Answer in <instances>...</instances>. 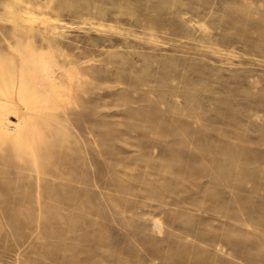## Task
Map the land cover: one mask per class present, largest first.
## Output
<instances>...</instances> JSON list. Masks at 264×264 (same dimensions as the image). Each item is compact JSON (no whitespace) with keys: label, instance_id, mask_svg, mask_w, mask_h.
Here are the masks:
<instances>
[{"label":"rangeland","instance_id":"obj_1","mask_svg":"<svg viewBox=\"0 0 264 264\" xmlns=\"http://www.w3.org/2000/svg\"><path fill=\"white\" fill-rule=\"evenodd\" d=\"M1 81L0 264H264V0H0Z\"/></svg>","mask_w":264,"mask_h":264},{"label":"bare ground","instance_id":"obj_2","mask_svg":"<svg viewBox=\"0 0 264 264\" xmlns=\"http://www.w3.org/2000/svg\"><path fill=\"white\" fill-rule=\"evenodd\" d=\"M4 83L7 85L5 86ZM1 96H4L7 99L6 105L4 107L0 106V121H2V126L8 123L12 124L8 118V115L14 112L18 113V116L23 119L24 124L22 126L14 124L13 126L15 128L13 131L4 130L0 127V149L4 150L7 147V149L10 150H6L9 153V157L11 156L10 154H15V156L19 157H29L30 155V157H32L34 160L37 158H44V162L46 163H48L49 160L52 161L51 158L54 152V147H56V140L51 136L53 133H48L50 136L48 135L46 137V133L44 135L41 132V128L43 126L44 129H46L44 125L45 122L41 119L44 106L43 103L38 100L36 93L30 88L29 85H24L22 89H20L16 84L1 81L0 97ZM47 125L49 126V124ZM51 129L55 130L54 127ZM44 146L48 148L46 149L47 152H42V150H45V148H43ZM28 147L30 148L29 151L26 149ZM6 153L3 155L6 156ZM28 153L29 155H27ZM46 169H49V167Z\"/></svg>","mask_w":264,"mask_h":264}]
</instances>
